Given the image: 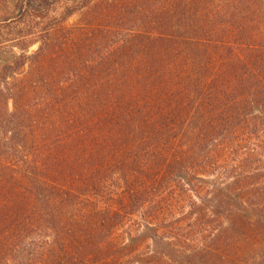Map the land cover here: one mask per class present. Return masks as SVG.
I'll list each match as a JSON object with an SVG mask.
<instances>
[{"label": "trees", "instance_id": "obj_1", "mask_svg": "<svg viewBox=\"0 0 264 264\" xmlns=\"http://www.w3.org/2000/svg\"><path fill=\"white\" fill-rule=\"evenodd\" d=\"M115 1L0 0V264H264V0Z\"/></svg>", "mask_w": 264, "mask_h": 264}, {"label": "rangeland", "instance_id": "obj_2", "mask_svg": "<svg viewBox=\"0 0 264 264\" xmlns=\"http://www.w3.org/2000/svg\"><path fill=\"white\" fill-rule=\"evenodd\" d=\"M115 3L117 4V7H120V0H116ZM211 9H216L215 7L211 8ZM106 19L107 18H103L102 22L103 24H106ZM91 21V18H88V15H85V13H78L76 15H74L72 18H70L67 22H66V26L71 28V27H76V26H83V25H88ZM119 18H116L115 20L112 19V23L119 25ZM120 28V26H119ZM97 35H99V32H96ZM101 35V34H100ZM35 48H33L31 51H34Z\"/></svg>", "mask_w": 264, "mask_h": 264}]
</instances>
